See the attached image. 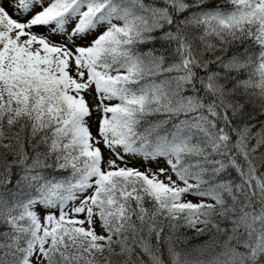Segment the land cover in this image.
<instances>
[{
    "label": "snow or ice",
    "instance_id": "obj_1",
    "mask_svg": "<svg viewBox=\"0 0 264 264\" xmlns=\"http://www.w3.org/2000/svg\"><path fill=\"white\" fill-rule=\"evenodd\" d=\"M260 117L264 0H0V264H264Z\"/></svg>",
    "mask_w": 264,
    "mask_h": 264
},
{
    "label": "trees",
    "instance_id": "obj_2",
    "mask_svg": "<svg viewBox=\"0 0 264 264\" xmlns=\"http://www.w3.org/2000/svg\"><path fill=\"white\" fill-rule=\"evenodd\" d=\"M261 119H264V117H260ZM221 227H224V225H221ZM182 231H186L189 235H193V233L191 232V230H182ZM211 235V233L209 234ZM209 238V236H201V237H198L196 239H194L192 241L193 244H198V243H203L205 240H207ZM222 238V237H221ZM147 259V258H145Z\"/></svg>",
    "mask_w": 264,
    "mask_h": 264
}]
</instances>
